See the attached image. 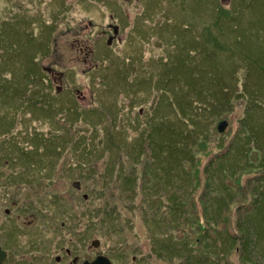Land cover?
<instances>
[{"label":"rangeland","instance_id":"1","mask_svg":"<svg viewBox=\"0 0 264 264\" xmlns=\"http://www.w3.org/2000/svg\"><path fill=\"white\" fill-rule=\"evenodd\" d=\"M28 1L33 10L20 11L33 20L13 15ZM28 1L0 0V28L15 26L0 34L14 69L51 67L58 84L51 148H62L64 169L84 184L88 199L74 189V207L104 216L106 229L91 230L90 238L118 246L121 237L141 234L146 245L138 240L128 251L145 257L149 248L150 264H264L248 260L241 246L257 248L245 220L254 212L252 193L264 200V0H180L174 9L169 0H107L112 9L103 0H62L65 8L50 4V20L45 0ZM106 39L112 54H104ZM119 65L124 83L105 89ZM219 109L221 132L213 116ZM20 117L26 134L36 119L25 103ZM39 126L48 131L46 121ZM87 175L90 182L81 179ZM159 222L161 231L152 224ZM149 229L166 246L176 243L175 254L156 257Z\"/></svg>","mask_w":264,"mask_h":264},{"label":"flooded vegetation","instance_id":"2","mask_svg":"<svg viewBox=\"0 0 264 264\" xmlns=\"http://www.w3.org/2000/svg\"><path fill=\"white\" fill-rule=\"evenodd\" d=\"M53 1H58L54 9L66 7L62 0H45V6L49 11L48 20L51 19L50 14L54 15L49 8ZM106 1L103 0L101 3L112 9L113 4ZM28 3L30 6L20 5L13 10L19 13L23 9L33 10L31 2ZM118 11L117 8L114 10L117 22L122 21ZM13 15L24 21L33 20L31 15L27 18L23 13L14 12ZM47 26L43 24L41 33H46ZM12 27L15 26L4 25L0 30L6 29L8 32ZM115 31L118 33L117 27ZM113 38L119 40L116 35H113ZM108 40L103 41L105 55L113 53L112 46L107 43ZM9 43L0 34V53L7 56L6 59L0 57V92L4 98L0 102V264L152 263L149 248H145V257L131 255L128 251L129 246L138 244V240L139 245L143 247L145 240L141 234L138 237L131 234L121 237L118 246L109 241L108 237L90 238L91 230L102 228L104 216L97 214L89 217V211L77 209L74 211L72 207L74 192L72 196H69V192L75 189L77 195L87 200L88 195L82 192L84 184L79 181L72 182L73 175L69 173V169H64V162H55L56 150L45 147L46 140L50 136L53 137L49 127L56 121L58 100L57 96L53 95L58 84L52 81L49 75L51 67L38 65L34 69H14L8 58ZM138 62L134 58L133 65L142 71ZM139 78L138 82L146 85L144 78L139 76L137 79ZM26 80L39 87L33 86L24 95L22 87ZM41 82L44 83L43 89L40 88ZM30 91L37 95L32 101L26 102L25 97H28ZM41 91L47 96L45 114H40V106L37 104ZM24 103L30 109L32 117L36 119L31 122L27 131L31 146L24 142V135L21 132L20 113ZM9 105L12 106L13 115L12 118L6 119V109ZM50 107L52 108L48 110ZM40 120L48 123V131H44L43 135H40ZM36 142L40 143V147L34 146ZM42 142L44 144L42 148L46 152L41 148ZM58 178H65L66 181ZM81 179L87 181L85 178ZM57 183L61 184L62 188L59 193L55 191ZM95 194L94 192L93 198ZM105 229L106 227L102 228ZM135 233L137 234L136 230ZM160 245L163 246L162 243ZM135 249L142 252L140 248Z\"/></svg>","mask_w":264,"mask_h":264},{"label":"trees","instance_id":"3","mask_svg":"<svg viewBox=\"0 0 264 264\" xmlns=\"http://www.w3.org/2000/svg\"><path fill=\"white\" fill-rule=\"evenodd\" d=\"M179 1L180 0H169V3L172 5V8L174 9L176 4L179 6ZM159 5H160V3L157 4L156 7L158 8ZM221 11H224V10L221 9ZM184 19H185V17H183V19L180 20V22L182 23V26L186 23V22H184ZM124 69L125 70L123 72H126L128 74V70L126 68H124ZM120 70H121V68H120V65H119L118 66V73L115 74L114 76H112V78L109 80V82L102 83V85H103V87L105 89H107V87H109L110 85H112L114 87H117V86H120V85H122L124 83L125 79L121 75L122 72H119ZM24 86L26 87V90L32 88L33 86L39 87L38 85H33V84L30 86L29 82H27V80L25 81ZM41 96L42 97H39V100L37 101V104H39V106H40V114H45L46 110H44V109H45V106L47 104V103H45L46 98H45V96L43 94ZM202 96H203V93H202ZM3 99L4 98H3V96H2V94L0 92V102L3 101ZM25 100H26V98H25ZM11 107L12 106L9 105L7 107V109H6V114H5L6 119L12 118L13 111L11 110ZM223 114H225V113H222L220 111V109H219L213 115L216 123L219 122L217 127H216V130L220 129V132L222 131L223 126L220 125V120L221 119H218V116L223 115ZM93 117L94 116H91V119ZM50 121H52V120H50ZM224 124H226L225 121H224ZM113 132H115V131H113ZM219 134H222V133H219ZM23 135H24V142L27 145H29L30 143L28 141H25V138L30 137L28 135V132L26 134L23 133ZM40 135H43V134H40ZM55 137L57 138V133H55V136L53 135V137L51 138L52 142L55 140ZM51 145H52L51 142L47 143V145L45 146L46 149H52ZM114 145L117 148L119 144L117 143V145L116 144H114ZM82 146L88 147L86 142ZM42 147L43 146H41V148ZM54 148L56 149V145L54 146ZM106 148L110 149L111 147H109V148L106 147ZM61 150H62V148L59 149V150H56V155H55L56 161L55 162H57V163L61 162L63 160L61 158L62 157ZM44 152H46V151L44 150ZM213 163H212V166H211V170L213 169ZM118 166H119V164H118ZM186 176H187V178L189 180L191 178V176H192V173L189 172V173L186 174ZM83 178H85L87 181L90 182V175H87L86 177H83ZM222 179H223V177H222ZM124 181H125L126 186L130 184V180L129 179H124ZM92 185H96V182H94ZM71 190H72V193H73L74 190L73 189H71ZM252 191H253V188H252ZM255 192H256V190L251 195V197H253L252 204L255 206L254 209H253L254 212H251L250 214H247V218L245 220V223L248 224L249 228L252 230V232H253V234L255 236V244H257L258 246H257V248H254V246H252L251 250H249L247 247L244 246V244L241 242V240H240V242H241L242 249L247 254V259L248 260L252 261V260H254L256 258H259L264 263V214L262 213L263 212L262 208L264 209V200H263V196H262L261 200L259 201L260 195L257 192L258 196H255ZM233 194H237V189L233 188ZM257 201H259V203ZM72 207H73L74 210L76 209L74 207L73 201H72ZM169 208H170V204L168 203V211H167L166 215L169 213ZM151 214H154L155 218L159 217L158 219H161L158 213L153 212ZM152 224L154 225V227H156L155 228L156 230H158V231L162 230V227H160V222L159 223H152ZM150 229L152 230L151 223H150ZM151 230H150V233H151L152 236L150 238H151L152 250H154L156 252L155 256L161 258L160 254H162V255H168V254L170 255V254H173V253L175 254L176 243H171L170 242V244L168 246H166L165 242L163 241V236L161 235V233L154 234ZM160 243H162L163 246H161ZM165 248H166V250L164 251L163 249H165ZM183 264H187V259H185L183 261ZM200 264H213V263L209 259V260H202Z\"/></svg>","mask_w":264,"mask_h":264},{"label":"water","instance_id":"4","mask_svg":"<svg viewBox=\"0 0 264 264\" xmlns=\"http://www.w3.org/2000/svg\"><path fill=\"white\" fill-rule=\"evenodd\" d=\"M97 261H98V259H97ZM97 261H96V262H97ZM96 262H95V263H96Z\"/></svg>","mask_w":264,"mask_h":264}]
</instances>
